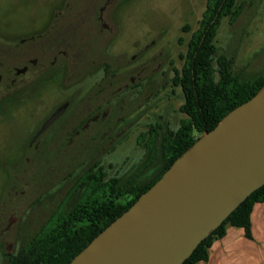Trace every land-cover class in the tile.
I'll use <instances>...</instances> for the list:
<instances>
[{
  "label": "flooded vegetation",
  "instance_id": "af4514ba",
  "mask_svg": "<svg viewBox=\"0 0 264 264\" xmlns=\"http://www.w3.org/2000/svg\"><path fill=\"white\" fill-rule=\"evenodd\" d=\"M129 1L52 0L40 27L21 34L0 32V119L8 112L26 110L27 119L17 125L20 142L15 150L28 155V165H33V154L93 153L108 148L135 123L143 124L146 108L167 87L172 93L174 88L181 90L192 34L185 52L178 55V67L162 56V50H152L156 40L146 44L139 36L126 49L115 50L117 12ZM170 132L161 120H155L148 132L155 141L148 143L147 154L157 153L156 147ZM202 133L193 134L198 138ZM97 173L95 159L85 168L83 179L89 176L95 181ZM90 196L78 203L81 210L95 209V189ZM7 218L6 230L16 217ZM5 254L4 264H9V255L15 254L9 245Z\"/></svg>",
  "mask_w": 264,
  "mask_h": 264
},
{
  "label": "rangeland",
  "instance_id": "374dc122",
  "mask_svg": "<svg viewBox=\"0 0 264 264\" xmlns=\"http://www.w3.org/2000/svg\"><path fill=\"white\" fill-rule=\"evenodd\" d=\"M50 1L0 0V32L21 34L40 27L50 13L51 6L48 8L47 4ZM205 6L206 0H130L117 12L119 31L114 49H126L139 36L146 44L156 40L152 50H162V56L178 67L181 65L178 55L185 52L187 40L199 27ZM236 11L232 18L224 16L220 21L214 40L216 52L217 56L231 60V71L241 81H253L264 75V0H236ZM213 68L217 80L216 61ZM173 91L167 87L164 94L153 99V105L145 110L143 124L135 123L131 130L116 137L112 146L93 153L33 154L32 166L26 163L27 154L15 150L19 144L17 125L27 119L26 110L8 112L1 118L0 264L7 258L6 245L16 253L52 213L62 207L69 209L75 203L80 196L78 181L95 159L103 181L137 175L147 156V145L153 143L148 132L154 121L161 120L164 128L174 131L184 119L179 110L182 92L179 87ZM148 159L151 162L145 170L146 178L163 162L159 154ZM30 167L31 170L27 169ZM10 214L16 218L6 230Z\"/></svg>",
  "mask_w": 264,
  "mask_h": 264
},
{
  "label": "water",
  "instance_id": "95a60500",
  "mask_svg": "<svg viewBox=\"0 0 264 264\" xmlns=\"http://www.w3.org/2000/svg\"><path fill=\"white\" fill-rule=\"evenodd\" d=\"M264 184V85L178 156L67 264H182Z\"/></svg>",
  "mask_w": 264,
  "mask_h": 264
},
{
  "label": "trees",
  "instance_id": "16d2710c",
  "mask_svg": "<svg viewBox=\"0 0 264 264\" xmlns=\"http://www.w3.org/2000/svg\"><path fill=\"white\" fill-rule=\"evenodd\" d=\"M236 14V0H206L199 27L192 33L189 42L182 75L184 101L179 109L185 117L178 130L164 137L161 147L158 144L157 153L151 151L147 154L148 157L159 154L163 161L159 169L146 178L145 170L151 161L147 158L141 163L137 175L113 177L106 181L98 173L95 181L89 176L82 177L77 185L80 196L75 203L69 209L62 207L52 213L27 245L9 255V264H67L195 142L194 132L211 130L230 110L251 98L264 85V75L253 81H241L231 71V60L223 55L217 56L214 40L220 21L224 16L232 18ZM213 61L217 64V80L213 74ZM154 141L155 138L152 145ZM94 189L97 195L95 209L81 210L78 203L88 201ZM261 201H264V184L203 239L182 264H195L206 259L209 246L224 234L227 224L242 227L249 234L251 209Z\"/></svg>",
  "mask_w": 264,
  "mask_h": 264
},
{
  "label": "crops",
  "instance_id": "0c3cea01",
  "mask_svg": "<svg viewBox=\"0 0 264 264\" xmlns=\"http://www.w3.org/2000/svg\"><path fill=\"white\" fill-rule=\"evenodd\" d=\"M195 264H264V201L251 209L249 234L227 224L224 234L209 246L206 259Z\"/></svg>",
  "mask_w": 264,
  "mask_h": 264
}]
</instances>
